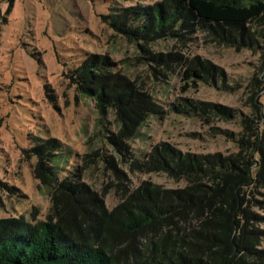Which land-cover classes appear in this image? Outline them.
I'll return each mask as SVG.
<instances>
[{
	"label": "rangeland",
	"instance_id": "374dc122",
	"mask_svg": "<svg viewBox=\"0 0 264 264\" xmlns=\"http://www.w3.org/2000/svg\"><path fill=\"white\" fill-rule=\"evenodd\" d=\"M159 1L0 0V219L35 223L52 215V187L37 173L45 160L33 151L41 140L66 151L59 180L74 179L106 212L143 184L187 185L157 169L152 153L231 156L247 147L242 137L254 140L264 125V22L250 25L256 39L248 45L214 38L198 25L149 40L106 19ZM93 56L107 59L131 102L101 112L97 98L83 91L76 72ZM194 65L202 78L191 82L183 71ZM184 99L202 112L178 110ZM160 233L150 226L125 237L126 263L153 256L151 241Z\"/></svg>",
	"mask_w": 264,
	"mask_h": 264
},
{
	"label": "trees",
	"instance_id": "16d2710c",
	"mask_svg": "<svg viewBox=\"0 0 264 264\" xmlns=\"http://www.w3.org/2000/svg\"><path fill=\"white\" fill-rule=\"evenodd\" d=\"M106 19L121 32L149 40L198 25L214 38L252 45L256 36L250 25L264 22V0H163ZM109 66L106 58L93 56L76 72L101 112L133 97L124 85H116ZM201 72L194 65L183 77L195 82ZM177 106L202 112L188 99ZM254 132V140L242 137L247 147L231 156L152 153L157 169L184 178L187 185L163 189L143 184L112 212L99 209L94 196L71 177L59 180L66 151L56 140L35 142L33 151L45 160L37 173L52 187V215L35 223L24 217L0 219V264H127L130 245L121 247L125 237L150 226L161 233L151 241L153 256L140 264H264V213L256 210H264V199L258 197L264 189V125Z\"/></svg>",
	"mask_w": 264,
	"mask_h": 264
}]
</instances>
